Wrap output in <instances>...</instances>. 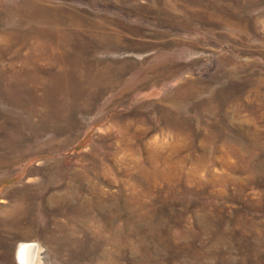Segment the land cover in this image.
<instances>
[{"label": "rangeland", "instance_id": "obj_1", "mask_svg": "<svg viewBox=\"0 0 264 264\" xmlns=\"http://www.w3.org/2000/svg\"><path fill=\"white\" fill-rule=\"evenodd\" d=\"M264 264V0H0V264Z\"/></svg>", "mask_w": 264, "mask_h": 264}, {"label": "bare ground", "instance_id": "obj_2", "mask_svg": "<svg viewBox=\"0 0 264 264\" xmlns=\"http://www.w3.org/2000/svg\"><path fill=\"white\" fill-rule=\"evenodd\" d=\"M39 249L38 244L34 242H22L17 250V259L21 264H34V260L30 258V254H35Z\"/></svg>", "mask_w": 264, "mask_h": 264}]
</instances>
